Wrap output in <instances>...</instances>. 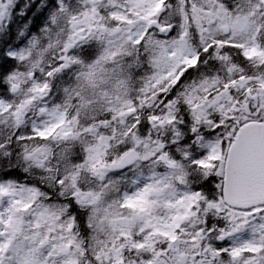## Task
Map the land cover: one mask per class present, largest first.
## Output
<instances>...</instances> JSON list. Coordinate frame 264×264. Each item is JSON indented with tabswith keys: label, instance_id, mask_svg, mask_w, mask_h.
Instances as JSON below:
<instances>
[{
	"label": "snow or ice",
	"instance_id": "snow-or-ice-1",
	"mask_svg": "<svg viewBox=\"0 0 264 264\" xmlns=\"http://www.w3.org/2000/svg\"><path fill=\"white\" fill-rule=\"evenodd\" d=\"M0 264H264V0H0Z\"/></svg>",
	"mask_w": 264,
	"mask_h": 264
}]
</instances>
